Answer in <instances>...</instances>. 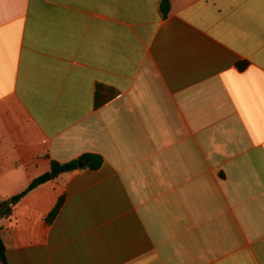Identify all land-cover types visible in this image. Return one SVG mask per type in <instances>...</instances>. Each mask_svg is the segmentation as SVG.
I'll return each instance as SVG.
<instances>
[{
    "label": "crops",
    "instance_id": "0c3cea01",
    "mask_svg": "<svg viewBox=\"0 0 264 264\" xmlns=\"http://www.w3.org/2000/svg\"><path fill=\"white\" fill-rule=\"evenodd\" d=\"M161 2L0 0V200L103 158L0 221L7 264H264V0Z\"/></svg>",
    "mask_w": 264,
    "mask_h": 264
},
{
    "label": "trees",
    "instance_id": "16d2710c",
    "mask_svg": "<svg viewBox=\"0 0 264 264\" xmlns=\"http://www.w3.org/2000/svg\"><path fill=\"white\" fill-rule=\"evenodd\" d=\"M160 10L164 16H166L169 13L170 10V4L169 0H162L160 4ZM242 68V65H241ZM83 163V167H79V163ZM103 164V158L99 155L95 154H86L81 156L80 158L67 162V163H59L56 161L51 162V168L50 171L39 176L38 178L34 179L30 185L23 190L21 193L13 196L9 200L1 201L0 200V221L4 218H8L14 211V208L16 205L28 194H30L32 191L37 189L42 184H45L49 181L57 179L60 175L65 173L74 172L79 169H89V170H97L99 169ZM64 198L61 197L55 208L52 210V212L48 215L46 222L48 224L52 223L53 220L56 218ZM1 231V228H0ZM5 247L3 245V242L0 237V258L4 264H7L5 259Z\"/></svg>",
    "mask_w": 264,
    "mask_h": 264
},
{
    "label": "water",
    "instance_id": "95a60500",
    "mask_svg": "<svg viewBox=\"0 0 264 264\" xmlns=\"http://www.w3.org/2000/svg\"><path fill=\"white\" fill-rule=\"evenodd\" d=\"M79 167H83V163L82 162L79 163Z\"/></svg>",
    "mask_w": 264,
    "mask_h": 264
}]
</instances>
